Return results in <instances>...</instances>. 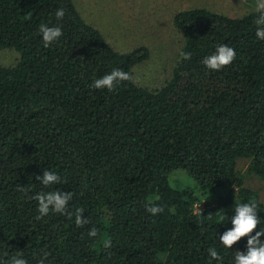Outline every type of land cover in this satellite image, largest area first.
I'll use <instances>...</instances> for the list:
<instances>
[{"label":"trees","instance_id":"obj_1","mask_svg":"<svg viewBox=\"0 0 264 264\" xmlns=\"http://www.w3.org/2000/svg\"><path fill=\"white\" fill-rule=\"evenodd\" d=\"M58 8L65 10L62 21ZM257 16L205 8L177 13L182 51L192 57H180L172 79L150 90L133 76L149 51L117 53L73 0H0V51L20 55L15 66L0 65V264L17 252L37 264L45 251L51 264H208L209 247L222 264H234L247 237L232 249L219 237L232 227L236 204L254 198L261 220L255 231L264 230V205L237 170L248 159L249 172L264 177V41L255 35ZM41 23L62 25L63 35L47 48ZM221 44L233 47L236 59L212 71L201 61ZM113 68L133 79L112 92L90 87ZM45 169L61 183L37 181ZM177 171L200 194L174 188L169 178ZM57 189L73 194L72 218L50 213L37 220L32 197ZM150 203L164 211L152 216ZM77 208L91 223L75 224ZM92 227L96 237L88 236ZM106 237L113 245L107 250Z\"/></svg>","mask_w":264,"mask_h":264},{"label":"rangeland","instance_id":"obj_2","mask_svg":"<svg viewBox=\"0 0 264 264\" xmlns=\"http://www.w3.org/2000/svg\"><path fill=\"white\" fill-rule=\"evenodd\" d=\"M87 23L95 27L106 42L120 54L146 48L149 58L135 66L136 83L150 90L162 88L172 79L180 60L184 36L174 25L177 13L205 8L229 17H243L256 10V0H73ZM20 55L14 50L0 51V65L15 66ZM251 161H238V174L245 187L253 190L264 205V177L249 172ZM170 184L200 194L195 182L184 172L170 175ZM237 193V192H236Z\"/></svg>","mask_w":264,"mask_h":264},{"label":"clouds","instance_id":"obj_3","mask_svg":"<svg viewBox=\"0 0 264 264\" xmlns=\"http://www.w3.org/2000/svg\"><path fill=\"white\" fill-rule=\"evenodd\" d=\"M256 11L258 16L254 21L256 25L255 35L257 39L264 41V0H256ZM64 16L65 10L63 8H58L55 11L57 21H62ZM38 32L42 35L43 44L46 48L58 41L63 35L62 25L59 23L52 26H49L47 23H41L38 27ZM180 56L183 60L188 61L191 59L192 53L181 51ZM235 59V49L228 44H221L216 47L211 55L205 56L201 62L206 68L212 71H220L231 65ZM132 79L133 77L130 72H126L119 68H113L110 73L105 74L101 78L94 79L90 87L93 89L106 88L109 92H112L116 90L117 86L122 82L131 81ZM36 180L40 181L45 187L61 183L59 175H57L55 171L49 169H45L42 175H37ZM18 190L21 192L27 191L24 186H20ZM72 196L73 194L71 192L59 189L38 192L32 197V199L38 202L37 211L39 214L36 219L41 220L50 213L66 215L71 219L73 213L69 211V202L72 200ZM146 210L152 216H156L161 214L164 208L158 204L150 203ZM84 211L83 208H77L75 211V224L78 227H83L91 223L89 218H82ZM199 214L202 215L200 210ZM260 223L261 220L258 217V204L254 198L247 203L236 204L234 215L231 217L232 227L219 237L220 243L227 249H232L241 238L247 237V250L235 251L234 264H264V241L261 240V237L264 236V230L255 231ZM253 232H255L254 235ZM97 235L98 230L95 227L89 229V237H96ZM112 246L111 238L106 237L102 242L103 249H111ZM207 252L209 256L208 264H212V261H217V264H222L224 257L215 247H209ZM49 255L50 253L46 251L43 252L37 264H51V261L48 259ZM4 264H28V261L23 258L22 252H17L5 261Z\"/></svg>","mask_w":264,"mask_h":264}]
</instances>
